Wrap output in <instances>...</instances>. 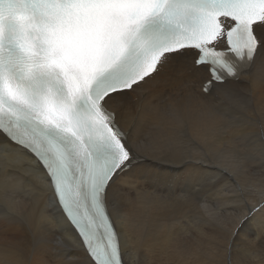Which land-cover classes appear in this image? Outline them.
Returning a JSON list of instances; mask_svg holds the SVG:
<instances>
[{
    "label": "snow or ice",
    "instance_id": "snow-or-ice-1",
    "mask_svg": "<svg viewBox=\"0 0 264 264\" xmlns=\"http://www.w3.org/2000/svg\"><path fill=\"white\" fill-rule=\"evenodd\" d=\"M181 63L201 83L165 102L170 120L180 124L193 105L245 118L235 84L264 67V0H0V144L44 170L53 206L79 237L78 264H124L110 192L149 160L122 109ZM260 135L264 142V124ZM261 210L264 202L248 212ZM234 241L226 239L225 264Z\"/></svg>",
    "mask_w": 264,
    "mask_h": 264
},
{
    "label": "bare ground",
    "instance_id": "bare-ground-1",
    "mask_svg": "<svg viewBox=\"0 0 264 264\" xmlns=\"http://www.w3.org/2000/svg\"><path fill=\"white\" fill-rule=\"evenodd\" d=\"M200 83L187 64H171L165 74L130 93L123 106L122 126L141 132L140 151L149 160L138 172L122 176L110 192L109 211L126 264H205L203 242L214 236L208 231L219 234L231 222L236 248L257 242L262 249H256L253 261L264 264V217L258 231L244 233L245 218L254 213L223 209L231 197L224 180L235 171H242L238 179L264 180V67L258 63L235 84L245 118L229 122L193 105L180 124L170 120L165 102L173 103L193 85L199 90ZM250 166L261 169L250 173ZM257 187L264 202V185ZM208 194L212 199L202 198ZM205 205L216 208L217 219H209ZM78 245V235L53 206L50 182L36 158L0 144V264H78L85 259ZM248 248L240 251L244 257ZM237 254L236 249L235 264H242Z\"/></svg>",
    "mask_w": 264,
    "mask_h": 264
},
{
    "label": "rangeland",
    "instance_id": "rangeland-1",
    "mask_svg": "<svg viewBox=\"0 0 264 264\" xmlns=\"http://www.w3.org/2000/svg\"><path fill=\"white\" fill-rule=\"evenodd\" d=\"M253 168H254V170H252ZM257 169H261V168H259V166H256V167L250 166L249 169L246 168V170H248L250 173L257 170ZM241 172H242L241 170H237L234 172L235 176L230 175L228 178H226L224 180V182H225V194L229 195V197L230 196L231 197H230V203L223 206V209H226V210L231 209L232 213L233 212L238 213V212H241L244 208L248 209L252 206H255L256 202L258 203L259 201L262 200V197H260V194H262L261 189H259V187H257V186L264 185V180L256 179L253 182L251 180H248L247 178H245V179L239 178L238 179ZM230 178H231V180H230ZM249 185L251 186V188L249 187ZM252 186H254V188ZM255 190L257 191L256 193H255ZM261 196H263V195H261ZM234 197H235V199H234ZM238 198H239V200H238ZM251 202H252V204H251ZM240 204H242V205H240ZM238 206L241 208H239ZM248 214H249V212H248ZM261 217H264V210L255 212L250 219H249V215H247L245 218L247 220L246 221V227L244 230L241 229V231L244 233L247 232L248 230H252V229L254 231H258L260 229V227L257 224L260 222ZM227 218H229V215L225 216V220H228ZM225 222H228V221H225ZM208 232L213 233L214 236L212 238H210L208 241L203 242L205 264H225V243H226V239L229 238L230 235L233 233H235V239H236L237 229H235V227L233 226V222H231L228 225L227 229L222 230L219 234H216V233L212 232L211 230H209ZM238 243L240 244V242H238ZM182 244H183V247H186V242H182ZM237 245L238 244H236V241H234V244L232 247V264H235V251H236V249L238 251L237 257L240 258L239 260L242 264H256L253 261L254 258L257 257L255 253L259 248L262 249V246H259L257 244V242H254L251 246H250V244H247V245L240 246V247L236 248ZM244 248L251 249V250L247 251V253L248 252H250V253H248V254L246 253L247 255L245 257H244L245 254H243L242 252L240 253V251H243ZM174 251H175V249L172 252H174ZM251 252H252V254H251ZM249 259H250V261H248ZM159 260H163V258L160 257ZM257 264H259V263H257Z\"/></svg>",
    "mask_w": 264,
    "mask_h": 264
}]
</instances>
